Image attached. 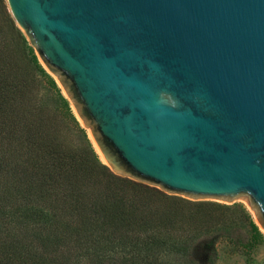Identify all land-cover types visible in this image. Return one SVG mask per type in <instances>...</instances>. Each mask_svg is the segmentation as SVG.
I'll return each mask as SVG.
<instances>
[{"label": "water", "instance_id": "1", "mask_svg": "<svg viewBox=\"0 0 264 264\" xmlns=\"http://www.w3.org/2000/svg\"><path fill=\"white\" fill-rule=\"evenodd\" d=\"M5 2L114 173L264 231V0Z\"/></svg>", "mask_w": 264, "mask_h": 264}, {"label": "trees", "instance_id": "2", "mask_svg": "<svg viewBox=\"0 0 264 264\" xmlns=\"http://www.w3.org/2000/svg\"><path fill=\"white\" fill-rule=\"evenodd\" d=\"M261 244L242 203L114 173L0 0V264H219Z\"/></svg>", "mask_w": 264, "mask_h": 264}, {"label": "rangeland", "instance_id": "3", "mask_svg": "<svg viewBox=\"0 0 264 264\" xmlns=\"http://www.w3.org/2000/svg\"><path fill=\"white\" fill-rule=\"evenodd\" d=\"M87 133H88V131H87ZM142 183H144V182H142ZM145 184L150 185L148 183H145ZM150 186H153V187L158 188L159 190L165 192L164 190H162L158 186H154V185H150ZM165 193H167V192H165ZM167 194L172 195V196H178V197H181L183 199H186V200H189V201L195 202V203H198V202H219V203H227V204H232V203H236V202L242 203L245 207H247V209L250 211V213L252 214V216L254 218V210L251 208L249 200L245 199L243 197H240L238 199H234L232 202H225L224 200L214 199V198H189V197H186L183 195H176V194H170V193H167ZM263 233H264V231H263ZM251 257H252V259L248 260L244 256H237L234 254H230L226 250L221 249V260H220L219 264H264V244H261L258 247V249L253 253V255H251Z\"/></svg>", "mask_w": 264, "mask_h": 264}]
</instances>
